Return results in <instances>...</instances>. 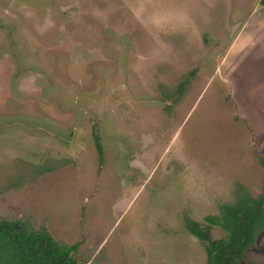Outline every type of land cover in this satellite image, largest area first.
Returning <instances> with one entry per match:
<instances>
[{
	"label": "rangeland",
	"instance_id": "374dc122",
	"mask_svg": "<svg viewBox=\"0 0 264 264\" xmlns=\"http://www.w3.org/2000/svg\"><path fill=\"white\" fill-rule=\"evenodd\" d=\"M263 24L264 0H0V220L80 264H205L184 219L264 184Z\"/></svg>",
	"mask_w": 264,
	"mask_h": 264
},
{
	"label": "trees",
	"instance_id": "16d2710c",
	"mask_svg": "<svg viewBox=\"0 0 264 264\" xmlns=\"http://www.w3.org/2000/svg\"><path fill=\"white\" fill-rule=\"evenodd\" d=\"M95 151L101 157L98 136L93 133ZM264 168V161L260 160ZM264 179V178H263ZM219 226L224 236L210 237V227ZM264 225V184L255 197L238 195L222 204L218 215H206L203 222L184 219L186 230L203 243L205 264H239V259ZM76 244H59L46 230L29 229L22 222L0 220V264H80L71 253Z\"/></svg>",
	"mask_w": 264,
	"mask_h": 264
},
{
	"label": "crops",
	"instance_id": "0c3cea01",
	"mask_svg": "<svg viewBox=\"0 0 264 264\" xmlns=\"http://www.w3.org/2000/svg\"><path fill=\"white\" fill-rule=\"evenodd\" d=\"M261 22H262V21H261ZM263 25H264V24H263ZM258 31H259V29L256 30L255 32H252V33L256 34V33H258ZM263 31H264V26H263ZM258 34L260 35V33H258ZM263 35H264V34H263ZM257 40H258L259 42L261 41V35L253 41L254 44H257ZM261 43H262V42H261ZM255 47H258V44H257ZM263 47H264V46H263Z\"/></svg>",
	"mask_w": 264,
	"mask_h": 264
}]
</instances>
